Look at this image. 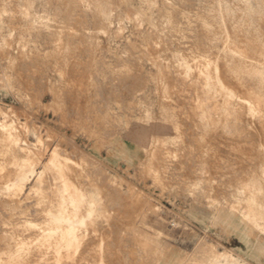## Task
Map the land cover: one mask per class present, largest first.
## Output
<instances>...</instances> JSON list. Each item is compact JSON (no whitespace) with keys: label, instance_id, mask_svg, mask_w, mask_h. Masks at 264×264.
<instances>
[{"label":"rangeland","instance_id":"obj_1","mask_svg":"<svg viewBox=\"0 0 264 264\" xmlns=\"http://www.w3.org/2000/svg\"><path fill=\"white\" fill-rule=\"evenodd\" d=\"M251 94L264 0H0V264H264Z\"/></svg>","mask_w":264,"mask_h":264},{"label":"bare ground","instance_id":"obj_2","mask_svg":"<svg viewBox=\"0 0 264 264\" xmlns=\"http://www.w3.org/2000/svg\"><path fill=\"white\" fill-rule=\"evenodd\" d=\"M66 4V3H65ZM71 7V6H70ZM145 10V9H144ZM76 12V11H75ZM87 16V15H86ZM152 45V44H151ZM162 50V49H161ZM160 51V50H159ZM153 52V51H152ZM216 54V53H215ZM150 60V59H149ZM128 63V62H127ZM200 63V62H199ZM204 64V63H203ZM137 65V64H136ZM221 66V65H220ZM136 75V74H135ZM229 75V74H228ZM221 80V79H220ZM228 80V79H227ZM229 81V80H228ZM202 83V82H201ZM232 84V83H231ZM235 84V83H234ZM236 85V84H235ZM234 85V86H235ZM249 85V84H248ZM259 85V84H258ZM172 86H173V84H172ZM187 86V85H186ZM236 87V86H235ZM246 87V86H245ZM254 87V86H253ZM193 88V87H192ZM237 88V87H236ZM239 88V87H238ZM183 89V88H182ZM201 89V88H200ZM250 89V88H249ZM248 89V90H249ZM259 89V88H258ZM181 90V89H180ZM182 91V90H181ZM195 91V90H194ZM201 91V90H200ZM178 92V91H177ZM186 92H188V91H186ZM191 92V91H190ZM242 91L240 90V93H241ZM202 93V92H201ZM245 93V92H244ZM181 94H182V92H181ZM243 94V93H242ZM179 95V94H178ZM184 95V94H183ZM187 95V94H186ZM182 96V95H181ZM188 96V95H187ZM251 96H252V100H254V102H252V101H248L249 103H251V106L250 107H247L248 108V110L252 113V115L254 116V115H257V116H259V115H261V114H263L264 113V99H262V98H260V97H258V96H256L255 94H251ZM185 97V96H184ZM191 97V96H190ZM192 99V98H191ZM217 99V98H216ZM248 99V98H247ZM185 100V99H184ZM183 100V101H184ZM210 100V99H209ZM208 100V101H209ZM245 100V99H244ZM250 100V99H249ZM160 101V100H159ZM182 101V102H183ZM228 101V100H227ZM187 102V101H186ZM180 103V102H179ZM203 103V102H202ZM211 104V103H210ZM175 105H177V104H175ZM179 105V104H178ZM185 105V104H184ZM194 104H192V107H194L193 106ZM1 106V105H0ZM183 106V105H182ZM191 107V108H192ZM196 107V106H195ZM180 108V107H179ZM193 109V108H192ZM199 109V108H198ZM243 109V108H242ZM189 110V109H188ZM196 110V109H195ZM194 110V111H195ZM183 111V110H182ZM187 111V110H186ZM5 113V112H4ZM179 113V112H178ZM187 113V112H186ZM180 114V113H179ZM188 114V113H187ZM213 115V114H212ZM190 116V115H189ZM264 116V115H263ZM213 117V116H212ZM188 118V117H187ZM192 118V117H191ZM241 118V117H240ZM194 119V118H193ZM243 119V118H242ZM192 120V119H191ZM188 121V120H187ZM258 121V120H257ZM261 122V121H260ZM259 124H261V123H259ZM263 124H264V122H263ZM260 126V125H259ZM262 128V127H261ZM201 130V129H200ZM263 130V129H262ZM196 131V130H195ZM250 132V131H249ZM253 132V131H252ZM262 132H264V131H262ZM251 134V133H250ZM263 134V136H264V133H262ZM226 135V134H225ZM236 136V135H235ZM251 136V135H250ZM252 136H254V135H252ZM251 136V138H253ZM213 138V137H212ZM238 138V137H237ZM262 138V137H261ZM239 139V138H238ZM243 139V138H242ZM241 139V140H242ZM258 139V138H257ZM256 140V139H255ZM259 140V139H258ZM239 141V140H238ZM209 142V141H208ZM249 148V147H248ZM245 149V148H244ZM248 150V149H247ZM242 153V152H241ZM46 154V153H45ZM248 154V153H247ZM41 155H43V154H41ZM52 160L54 161V160H56L57 158H58V155H57V153H55L54 154V156L52 155ZM251 157V156H250ZM29 159H31V158H29ZM50 160H51V158H50ZM24 161H25V159H24ZM66 161V160H65ZM35 162V161H34ZM16 171V170H15ZM67 178V177H66ZM5 179V178H4ZM3 179V180H4ZM7 179V178H6ZM13 178H11V180H12ZM73 180V179H72ZM7 181V180H6ZM3 183V182H2ZM9 183V182H8ZM7 183V184H8ZM30 187V186H29ZM28 188V187H27ZM21 193H22V191H21ZM51 198V197H50ZM56 207V206H55ZM39 210V209H38ZM36 212V211H35ZM21 219V218H20ZM60 220H63V221H70V219H62V218H59ZM243 222V221H242ZM99 233V232H98ZM97 234V233H96ZM29 235V234H28ZM73 237H76L75 235H73ZM94 238V237H93ZM1 239V238H0ZM10 239V238H9ZM2 240V239H1ZM0 240V241H1ZM129 240V239H128ZM131 240V239H130ZM5 242H6V239H5ZM18 242V241H17ZM97 242V241H96ZM16 243V242H15ZM22 243V242H21ZM46 243V242H45ZM7 244H11V242L9 243H7ZM17 244H19V243H17ZM52 244V243H51ZM127 244V243H126ZM148 244V243H147ZM150 244V243H149ZM2 245V244H1ZM1 245H0V247H1ZM5 245V244H4ZM22 245V244H21ZM107 245H108V243H107ZM7 246V245H6ZM46 246V245H45ZM102 246V245H101ZM213 246H215V245H213ZM75 248V247H74ZM101 248V247H100ZM128 248V247H127ZM2 249V248H1ZM13 249V248H12ZM111 249H113V248H111ZM143 249V248H142ZM214 249H216V248H214ZM213 249V250H214ZM15 250V249H14ZM76 250V249H75ZM108 250V249H107ZM114 250H115V248H114ZM5 251V250H4ZM16 252V254H18V251L17 250H15ZM87 251V250H86ZM112 251V250H111ZM144 251V250H143ZM216 251V250H215ZM6 252H8V251H6ZM75 252V251H74ZM81 252V251H80ZM217 252V251H216ZM5 253V252H4ZM44 253V252H43ZM60 253V252H59ZM116 253V252H115ZM114 253V254H115ZM219 253V257L221 258V257H223L224 255L221 253V252H218ZM1 254V253H0ZM6 254V253H5ZM12 254V256H13V252L11 253ZM68 254H70V253H68ZM81 254V253H80ZM82 254H84V253H82ZM121 254V253H120ZM119 254V255H120ZM17 256V255H16ZM11 257V260H14V261H19L18 259L20 258H18V257ZM50 256V255H49ZM62 256V255H61ZM217 256H218V254H217ZM5 257V256H4ZM74 257V256H73ZM92 257V256H91ZM6 258V257H5ZM4 258V259H5ZM65 258V257H64ZM81 258V257H80ZM94 258V257H93ZM60 259V258H59ZM101 259V258H100ZM136 259H137V257H136ZM0 260H1V258H0ZM51 260H53V257L51 258ZM61 260V259H60ZM86 259L84 258V261H85ZM98 260H99V257H98ZM97 260V261H98ZM204 260V259H203ZM44 261V260H43ZM218 261V260H217ZM22 262V261H21ZM21 262H18V263H15V264H20ZM35 262H37L36 260H35ZM58 262H59V260H58ZM26 263H28L29 264V262H26ZM53 263V262H52ZM60 263V262H59ZM58 263V264H59ZM77 263V262H76ZM105 263H107V262H105ZM42 264V263H41ZM214 264V263H213Z\"/></svg>","mask_w":264,"mask_h":264}]
</instances>
